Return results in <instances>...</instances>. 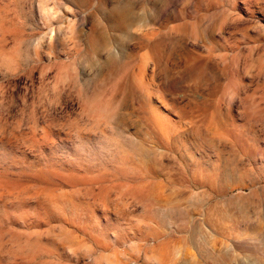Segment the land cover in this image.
<instances>
[{
    "label": "rangeland",
    "instance_id": "rangeland-1",
    "mask_svg": "<svg viewBox=\"0 0 264 264\" xmlns=\"http://www.w3.org/2000/svg\"><path fill=\"white\" fill-rule=\"evenodd\" d=\"M0 264H264V0H0Z\"/></svg>",
    "mask_w": 264,
    "mask_h": 264
},
{
    "label": "bare ground",
    "instance_id": "bare-ground-1",
    "mask_svg": "<svg viewBox=\"0 0 264 264\" xmlns=\"http://www.w3.org/2000/svg\"><path fill=\"white\" fill-rule=\"evenodd\" d=\"M43 17L47 18L50 15V12L47 8H45V5L43 4Z\"/></svg>",
    "mask_w": 264,
    "mask_h": 264
}]
</instances>
